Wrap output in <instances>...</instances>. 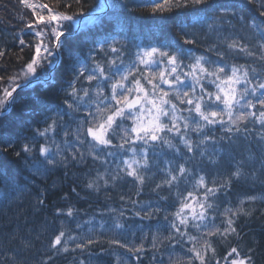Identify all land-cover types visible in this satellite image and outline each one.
<instances>
[{"label":"snow or ice","instance_id":"1","mask_svg":"<svg viewBox=\"0 0 264 264\" xmlns=\"http://www.w3.org/2000/svg\"><path fill=\"white\" fill-rule=\"evenodd\" d=\"M19 4L33 9L35 24L25 23L27 31L22 29L14 39L19 38L21 46H28L23 36L34 33L40 42L35 45V55L20 72L9 76L11 91L3 89L0 115L7 112L14 102L13 93L17 89L31 88L34 84L54 85L56 69L64 59L62 49L66 50L62 38L81 29V17L84 18L83 26L96 24L99 20L96 13H85L81 0H56L55 8L45 4L42 7L47 9L46 16L37 15L29 0H19ZM73 4L80 6V10L69 12ZM248 5L255 8L260 19L248 14ZM107 6L113 9V15L107 22L113 32L93 40L96 47H90L86 57L66 50L73 72L70 90L65 92L63 101L67 111L48 117L45 127L35 130L32 143L23 144L20 151H14V155L23 159L24 167L33 178L31 183H34V178H46L60 166L67 169L71 163L85 164L89 157L104 164L108 163L109 157L113 158L117 161L114 172L109 173L107 169L103 173L97 171L95 178H89L85 185L97 192L101 188L100 181L107 187L110 182L115 186L117 181L131 178L138 186L139 195L146 181L156 175L152 169H158L164 178L155 184L152 191L157 193L160 201L167 202L169 197L160 195V191L167 187L173 194L175 189L174 195L180 207L174 213H167L159 206L144 205L142 219L151 220L164 212L163 219L168 228V235L160 239V227H157L152 234V248L159 250L164 240L181 247L184 243H191L192 247L186 250V264H220L213 240L203 239L201 248L196 245L202 237H219L223 244H230V237L243 239L237 227L239 220L254 214L256 209L251 206L257 201L264 203V193L247 195L235 208L225 206L223 212H220L218 203L221 194L229 196L233 184L264 187V0H246L242 5L216 4L213 0H153L150 5L152 15L160 14L166 18L150 22L147 43L136 40L131 44L123 34L132 29L130 21L134 17L131 13L141 5L135 4L134 0H121ZM173 13H182L185 18H174ZM20 20L24 22V17L21 16ZM233 20H238L249 30L247 41L254 40V44L242 42L243 37L222 36V25L227 23L234 28ZM100 23L103 25L104 22ZM38 24L43 25L39 30L35 26ZM205 27L209 33H216L219 44H210L205 49L206 54L192 55L191 46L199 43L196 30ZM172 29L182 43L175 38H165ZM207 53H213L218 59L211 60ZM235 53H243L251 62L229 66L228 61ZM4 54V49H0V57ZM82 78L87 82L86 86L81 84ZM209 84L215 91L208 90ZM82 109L84 115L76 121V126H65L64 117L72 120L73 114L80 113ZM128 120L132 121L130 127L125 124ZM216 126L222 133L219 137L214 132ZM58 127L64 129L62 143L55 139ZM193 133L196 139H193ZM37 137L45 141L39 145V158L35 145ZM113 138L120 142L114 144ZM241 141L246 147L237 158L236 148ZM83 145H87L86 152ZM10 147H4L3 151L7 153ZM125 153L130 155L120 160L119 157ZM223 160H227L229 166L226 174L218 170ZM202 165L217 169L210 181ZM193 179L195 191L203 189L202 197L193 196L192 191H188L187 196L183 195L181 182L187 184ZM0 181L6 186V190L0 192V200L11 203L12 199L20 198L24 189L10 183L6 173L0 175ZM12 192L16 193L15 197L11 196ZM72 192H76L75 187ZM45 193L46 189H40L34 211L45 206ZM190 198L195 201V206ZM185 209L190 211L185 212ZM217 213L225 218L221 225L216 224ZM61 214L62 209L57 208L56 215ZM73 214L74 209L69 207L67 215ZM136 215L140 216L141 212ZM101 227H104L103 223ZM110 229L123 230L125 225L116 219ZM189 229L201 233V236L191 234ZM47 230L48 226L42 225L41 231ZM65 237L62 228L50 240V249L67 252L68 241L75 238ZM9 239L20 240V251L33 246L30 239L21 235L19 228L9 234ZM36 239H40V234ZM109 243L128 252L140 253L143 250L142 245L132 248L118 239ZM61 245L63 247H58ZM76 247L82 248L83 245L77 244ZM254 252L255 248L249 247L248 254L242 255L238 246H231L221 258L224 264H255ZM10 258L13 264H26L23 257L12 255ZM51 258L49 256L44 264H48ZM169 264L182 262L173 261L170 257Z\"/></svg>","mask_w":264,"mask_h":264},{"label":"trees","instance_id":"2","mask_svg":"<svg viewBox=\"0 0 264 264\" xmlns=\"http://www.w3.org/2000/svg\"><path fill=\"white\" fill-rule=\"evenodd\" d=\"M34 5V10L37 15H47V9L43 5H48L51 8L56 7V0H29ZM108 5L120 3L121 0H106ZM153 0H134L135 4L141 5L135 12L131 13L134 17L130 23L133 27L130 31L125 32L124 38L131 42L143 40L145 43L150 39L149 28L152 20H163L166 17L157 14L153 16L150 5ZM216 4L231 5L245 4L246 0H213ZM81 4L85 13L96 12L102 8V0H81ZM248 14L252 17L260 19L258 12L252 5H248ZM64 10V9H60ZM80 6L73 4L68 11H79ZM113 15V9L108 7V10L99 16L96 24H88L82 26L81 29L73 34L67 35L64 40L65 49L71 51L73 55L86 57L90 47H96L92 43L93 40H98L105 35L113 32L108 21ZM174 18L184 19L182 13L171 14ZM24 17V22H21L20 17ZM103 21V25H101ZM33 22V9H27L19 4V0H0V49H4V55L0 57V96L3 95V89L9 87L8 78L16 73H19L22 66L35 55V45L39 40L35 38L34 33L25 34L23 39L28 46H21L19 38L14 39L17 34L25 29V23ZM233 27L227 23L222 25V36H228L237 39L244 38L242 42L254 44L255 41H247L249 30L242 25L238 20H233ZM37 26V25H35ZM39 27H43L39 24ZM75 29V25L72 26ZM114 27V26H113ZM25 31H27L25 29ZM50 31V30H49ZM118 31V29H116ZM197 36L199 43L191 46L192 55L206 54L205 49L213 43L219 44L216 33H209L207 28H197ZM165 38H175L177 42L182 43L175 29L170 30L165 34ZM224 48V45H220ZM62 49L64 59L57 67L55 74V83L49 84L47 87L41 84H34L33 87L27 89H17L14 97L15 100L11 103L9 109L4 114L0 115V175L6 173L10 183H14L17 187L24 189L19 199H12L11 203L0 200V264H13L12 255L17 258L23 257L26 264H44V261L51 256L48 264H169V258L173 261L180 260L182 264H186L188 255L187 249L192 247L191 243H184L183 247L179 244L170 245L167 240H164L163 246L157 249L152 248V234L156 232L157 227H160V239L168 235L167 224L161 212L151 220L142 219L144 205L151 204L152 208L157 206L166 209L167 213H174L180 207V202L175 198V189L173 194L169 193L167 187L160 191V195L169 197L167 202L160 201L157 193L152 189L156 183H159L164 174L158 169H152L156 175L146 181L143 185L140 194L137 195V185L132 182L131 178L117 181L115 186L110 184L107 187L103 186V181H100L101 188L97 192L89 190L85 187L89 178H95L97 171L103 173L107 169L112 173L116 169V160L108 158V163L104 164L100 161H92L89 157L85 164L71 163L67 169L63 166L53 169L46 178H34L33 180L27 168L24 167L23 159H17L14 151H20L23 144L32 143V137L36 129L42 130L45 127V121L48 117L53 116L57 112H66L67 107L63 103L65 92L69 91V83L73 78V72L70 69V59L67 51ZM134 52V49H131ZM103 55V54H101ZM211 60H217L213 53H207ZM250 59L243 53H235L233 58L229 59L231 64L242 65L250 63ZM187 70V69H185ZM81 84L87 85V82L81 79ZM79 86V85H78ZM167 86H165L166 88ZM208 90L215 91L214 86L207 85ZM11 91V87L8 88ZM110 95V89L108 91ZM84 110L80 113L73 114V119L69 120L64 117L63 123L67 127H75L76 121L82 118ZM50 122V121H49ZM126 126H131V121H126ZM63 128H57L55 139L61 142L64 139ZM215 135L219 137L222 133L219 126L214 129ZM193 139H196L193 133ZM51 138V134H50ZM118 138H113V143L118 144ZM45 143L43 138L37 137L35 140L36 155L38 156V148L40 144ZM11 145L9 151L5 153L4 147ZM83 150L87 151V145H83ZM246 147L245 142L241 141L236 148L237 158L243 154ZM115 151V149H112ZM53 151L55 149L53 148ZM130 155L125 153L119 157L120 160L127 158ZM191 155V154H188ZM205 173L208 175L209 181L216 174L217 169L211 166L202 165ZM221 174H226L229 170L227 160L221 161L218 166ZM76 188V192H72V188ZM180 188L184 196H187L188 191L193 192V196L202 197L203 189L195 191V181L191 180L185 184L181 182ZM40 189H46L44 196L45 206L40 211H34L36 197L40 194ZM5 184L0 181V192L5 191ZM264 193V187L259 184L255 188L249 187L244 183L233 184L232 190L228 197L220 195L218 203L220 204V212H223L225 206L235 208L239 200L247 195H259ZM12 197L16 196L15 192L11 193ZM124 197L122 200L121 197ZM66 197V198H65ZM132 201H136L135 204ZM230 201V203H229ZM195 206V201L191 200ZM69 207L74 209L73 216L67 215ZM256 211L250 218L242 217L237 227L240 229L243 239L237 240L235 237H230V244H223L219 237H202L200 243L196 246L201 248L203 239H211L214 241L217 248V258H220V264H224L221 257L226 253V250L231 246H238L242 255L248 254V248L254 247L255 264H264V203L257 201L252 205ZM62 209L63 214L56 215V209ZM144 210H147L146 208ZM199 210V209H197ZM190 210L185 209V212ZM124 215L121 216L120 213ZM141 212L140 216L136 213ZM119 219L125 225V229H117L112 231L110 226L114 221ZM225 218L219 213L216 214V224L221 225ZM104 227H101V224ZM47 225V231H41L42 225ZM80 227H77V225ZM19 228L21 235L30 239L33 246L25 251H20L21 242L19 239H9V234ZM63 228L67 236H72L75 239L69 240L67 243L68 251L54 252L49 247L50 240ZM29 231L31 234H29ZM193 235L201 236V233L194 229H189ZM40 234V239L36 236ZM65 237V238H66ZM62 238V239H65ZM118 239L122 243H126L129 247L135 248L143 246L140 253L128 252L118 245L110 244V240ZM186 240V237L184 238ZM93 243L89 244L88 241ZM77 244H82V248H77ZM63 247V245L58 246ZM211 258V253L208 254ZM155 256V260L153 257ZM119 257V259H118ZM199 264V262H196Z\"/></svg>","mask_w":264,"mask_h":264},{"label":"rangeland","instance_id":"3","mask_svg":"<svg viewBox=\"0 0 264 264\" xmlns=\"http://www.w3.org/2000/svg\"><path fill=\"white\" fill-rule=\"evenodd\" d=\"M103 6H104V4L102 5V7H103ZM36 27H37V29L39 30V28H40V27H39V24H38ZM35 38H36L37 40H39V41H38V43H39V42H40V38H38V37H36V36H35ZM8 88H9V87H8ZM14 94H15V92L13 93V96H14ZM129 121H131V120H129ZM131 122H132V121H131ZM126 125H127V124H126Z\"/></svg>","mask_w":264,"mask_h":264},{"label":"water","instance_id":"4","mask_svg":"<svg viewBox=\"0 0 264 264\" xmlns=\"http://www.w3.org/2000/svg\"><path fill=\"white\" fill-rule=\"evenodd\" d=\"M97 15V14H96ZM83 18H81V20H82Z\"/></svg>","mask_w":264,"mask_h":264}]
</instances>
